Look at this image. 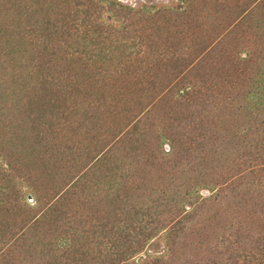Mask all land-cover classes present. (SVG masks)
Masks as SVG:
<instances>
[{
    "label": "trees",
    "instance_id": "1",
    "mask_svg": "<svg viewBox=\"0 0 264 264\" xmlns=\"http://www.w3.org/2000/svg\"><path fill=\"white\" fill-rule=\"evenodd\" d=\"M184 1L0 0V264H264V0Z\"/></svg>",
    "mask_w": 264,
    "mask_h": 264
},
{
    "label": "rangeland",
    "instance_id": "2",
    "mask_svg": "<svg viewBox=\"0 0 264 264\" xmlns=\"http://www.w3.org/2000/svg\"><path fill=\"white\" fill-rule=\"evenodd\" d=\"M118 3H122L124 5H128V6H131L133 8H141V7H144L146 10H148V12L150 13H154L156 11H160L161 10H173V11H178L180 13H185V12H188L189 10H186V1L184 0H114ZM261 0H254L252 3H253V11H259L260 12V5H259V2ZM184 15V14H183ZM183 16H181L182 18ZM105 19L108 20L110 19L109 17V14L106 13L105 15ZM184 19V18H183ZM185 20V19H184ZM173 21V20H172ZM170 21L171 23H174ZM255 22V20H254ZM178 27L182 28L181 25H178ZM171 39H174V36L171 38ZM185 40L188 42V43H192L191 42V37L190 36H187L185 38ZM262 44V43H261ZM261 44L260 45H256L254 48L255 52L256 53H260L261 52ZM261 46V47H260ZM259 47V48H258ZM185 51V50H184ZM173 53H167V56H166V59L168 60L167 64H165V66L162 67V69L159 70V72H163V69H165L164 72L167 73L168 71V74L170 73H176L178 69H182L184 66H185V72L187 70H189V74H194V72H196L198 70L195 69L197 67V65L195 63H191V62H186V64H184V62H180L178 64H175V61H177V57L176 55L173 57ZM185 57V55H181L179 53V58H183ZM166 60V61H167ZM169 60H170V64H169ZM162 75H158V77H156V81H160ZM165 82H167V80L163 81V85H158L159 87H167L169 88L171 85H165ZM158 83V82H157ZM161 83V82H159ZM156 86V88H159ZM165 87V88H166ZM173 87V85H172ZM171 87V88H172ZM163 148L168 151L170 149V145L168 142H164L163 144ZM94 168V167H93ZM23 186V190L25 192V199L29 202V203H34V195L31 191V189H29L27 186H25V184L23 183L22 184ZM200 193L202 195H208V189H201L200 190ZM186 208H189V205L187 204L186 205ZM163 245H164V242H163V238H162V235H159V236H156L155 238H153L148 244H147V248L149 249V251L153 254V253H159L163 250Z\"/></svg>",
    "mask_w": 264,
    "mask_h": 264
}]
</instances>
